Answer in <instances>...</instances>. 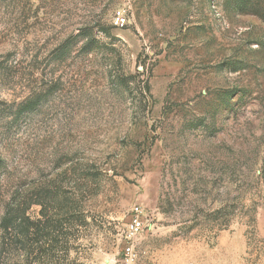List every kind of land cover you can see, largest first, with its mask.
<instances>
[{
    "label": "rangeland",
    "instance_id": "rangeland-1",
    "mask_svg": "<svg viewBox=\"0 0 264 264\" xmlns=\"http://www.w3.org/2000/svg\"><path fill=\"white\" fill-rule=\"evenodd\" d=\"M262 14L0 0V217L29 199L35 220L85 222L67 252L37 234L32 264H123L126 246L134 264H264Z\"/></svg>",
    "mask_w": 264,
    "mask_h": 264
},
{
    "label": "trees",
    "instance_id": "trees-1",
    "mask_svg": "<svg viewBox=\"0 0 264 264\" xmlns=\"http://www.w3.org/2000/svg\"><path fill=\"white\" fill-rule=\"evenodd\" d=\"M262 0H223V6L226 10H246L254 4H260ZM261 16H264L262 14ZM87 45H89L87 43ZM33 101H28L23 105V109H28ZM2 162L0 160V166ZM56 192L59 194V190ZM66 203L72 202L73 193L63 192ZM31 205V200H20L18 202H6L3 214L0 217V264H32L34 253V241L37 234L47 237L52 236L53 251L67 252L71 248V238L75 234V226L84 225L81 219L75 217L76 212L71 208L62 210L67 216L64 219L50 218L47 216V209H42L43 219L35 220L27 210ZM65 207V206H63ZM65 209V208H64ZM65 225L67 232H65ZM73 230V233H72ZM52 231L54 234H50ZM80 231V230H79ZM41 236V235H40Z\"/></svg>",
    "mask_w": 264,
    "mask_h": 264
},
{
    "label": "built area",
    "instance_id": "built-area-1",
    "mask_svg": "<svg viewBox=\"0 0 264 264\" xmlns=\"http://www.w3.org/2000/svg\"><path fill=\"white\" fill-rule=\"evenodd\" d=\"M127 23V18L125 14L121 11H117L116 15L114 16V24L117 26H123ZM135 211H140L138 207L134 208ZM142 228V220L140 216H136L133 218L128 227V236L134 237L136 236ZM134 253L130 246H126L124 249V257H123V264H134Z\"/></svg>",
    "mask_w": 264,
    "mask_h": 264
}]
</instances>
